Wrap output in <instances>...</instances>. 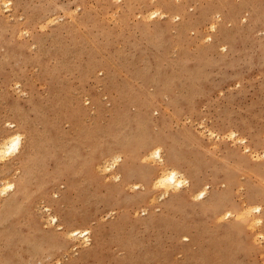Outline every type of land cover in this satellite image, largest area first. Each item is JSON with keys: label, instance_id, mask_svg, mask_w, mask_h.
I'll list each match as a JSON object with an SVG mask.
<instances>
[{"label": "rangeland", "instance_id": "obj_1", "mask_svg": "<svg viewBox=\"0 0 264 264\" xmlns=\"http://www.w3.org/2000/svg\"><path fill=\"white\" fill-rule=\"evenodd\" d=\"M14 133L0 264H264V0H0Z\"/></svg>", "mask_w": 264, "mask_h": 264}, {"label": "bare ground", "instance_id": "obj_2", "mask_svg": "<svg viewBox=\"0 0 264 264\" xmlns=\"http://www.w3.org/2000/svg\"><path fill=\"white\" fill-rule=\"evenodd\" d=\"M21 145H22V137H21V135L19 133H14L12 135H8V136H6V139H4L2 142H0V155L1 154L9 155V154L18 153V154H20L19 157L22 156V159L25 160L26 159V154H25L24 151H22V146ZM151 152L153 153L154 156L155 155L158 156L159 159H161V161H164V160H162V158L160 156V150H159L158 147L152 149L150 151V154H151ZM1 157H2V155L0 156V158ZM114 161H115V159L113 160V163H114ZM27 177H28V167H27V164H26V165L23 166V173H22L21 178H20L21 181L19 182L20 186H22V187L24 186V184L26 183ZM157 180H158L157 182H159L163 186H167V187L168 186H172V185L175 186V185H178V184H182V183H184V181H186L185 178H182V177H180L178 175V173H177V171L175 169H168V171L165 174L160 175L159 179H157ZM8 188H11V186L9 185ZM4 190L5 189H3L2 191L5 192ZM205 194H206V190L205 189H201L199 191V193H198V196L199 197H204ZM214 200H215V197L213 196L212 203H213V207H214V212L215 213L224 212L225 214H229V210L228 211H224V210H227V209H223V206H221V204L218 203L217 200H216V203L214 205V202H213ZM212 203L210 205H212ZM79 219L82 221L84 218L83 217L82 218L78 217L77 220H79ZM70 220H72V219H70ZM68 233L73 235V236L80 235V236H82L84 241H87L89 239V230L86 229V228L82 229V230L73 229V230L68 231ZM93 253L94 252H92V251L90 253H87L83 257L84 258L83 260H86V259L90 258ZM77 263H79V262H77Z\"/></svg>", "mask_w": 264, "mask_h": 264}]
</instances>
